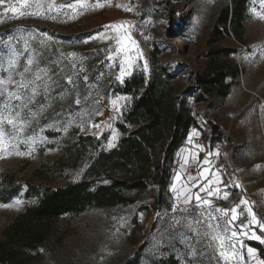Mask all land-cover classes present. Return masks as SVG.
Returning a JSON list of instances; mask_svg holds the SVG:
<instances>
[{
	"label": "rangeland",
	"instance_id": "rangeland-1",
	"mask_svg": "<svg viewBox=\"0 0 264 264\" xmlns=\"http://www.w3.org/2000/svg\"><path fill=\"white\" fill-rule=\"evenodd\" d=\"M227 2L4 0L0 4V70H7L9 61L15 60L14 70L20 72L31 58L33 64L27 66L34 71L47 69L57 84L48 96L42 93L37 97V103L31 106L32 114L16 121L17 128L4 121L0 175L13 172L22 183L37 186L56 187L75 180L82 167L71 169L59 158L70 136L106 134L104 147H113L119 137L114 123L130 103L129 96L113 94L106 80L114 78L121 83V69L123 80L136 71L147 72L149 51L156 47L162 63L178 74L179 84L185 88L188 74L203 67L210 30L220 7ZM10 6H15L17 12H6ZM36 11L39 16L31 15ZM21 12L25 15L20 16ZM261 15L264 0H251L244 23L245 45L235 56L241 75L226 99L212 101L210 114L217 116L227 137L213 150L205 151L194 141L195 134H190L186 147L177 153L170 208L158 215L144 248L139 251L141 241L130 245L127 240L133 218L143 220L136 205L90 208L63 218L30 264H123L139 254L142 264H154L168 256L179 264H258L257 252L249 256L246 242L254 240V229L262 231L260 225L264 224ZM225 44L239 46L233 40ZM196 108L202 110L204 106ZM0 112H4L2 106ZM185 194L193 197L187 205L183 203ZM196 194L210 204L198 207ZM33 201L22 193L8 203H0V240L5 227ZM234 207L236 220H232L230 211ZM218 208L225 209L227 215L217 212ZM210 215L217 219L210 220ZM150 224L149 217L141 236ZM232 231L237 233L235 237ZM215 235L224 239L223 249L219 240L212 239ZM221 251L229 253L227 259L220 255ZM232 252L237 256L233 257Z\"/></svg>",
	"mask_w": 264,
	"mask_h": 264
},
{
	"label": "trees",
	"instance_id": "trees-1",
	"mask_svg": "<svg viewBox=\"0 0 264 264\" xmlns=\"http://www.w3.org/2000/svg\"><path fill=\"white\" fill-rule=\"evenodd\" d=\"M251 0H228L214 20L203 52V67L190 72L185 88L176 72L166 67L155 47L148 54L147 72L136 71L121 83L106 80L115 95L130 97L115 121L119 137L106 149V134L100 137L72 134L60 159L71 169L82 167L75 180L60 186L22 183L13 172L0 175V203H8L20 194L34 201L15 216L3 230L0 240V264H30L38 249L66 217L77 216L90 208L136 205L143 220L133 218L128 243H147L158 215L170 208V185L177 168V153L190 133H199V144L213 150L227 133L210 112L213 99L223 101L241 75L235 56L245 45V21ZM259 1V0H258ZM233 40L238 47L227 46ZM204 108L198 110L197 105ZM61 171V170H60ZM62 175V172H60ZM149 230L141 236L145 220ZM257 235L264 232L255 228ZM264 261V244L247 240ZM123 264H142L140 254ZM154 264H179L172 256Z\"/></svg>",
	"mask_w": 264,
	"mask_h": 264
},
{
	"label": "snow or ice",
	"instance_id": "snow-or-ice-1",
	"mask_svg": "<svg viewBox=\"0 0 264 264\" xmlns=\"http://www.w3.org/2000/svg\"><path fill=\"white\" fill-rule=\"evenodd\" d=\"M4 0H0V4H3ZM83 7V5H80ZM69 7H76L75 5H69ZM37 8L39 9V5H37ZM5 11H10L12 13L17 12V8L15 6H10L8 9H5ZM25 15V13L21 12L20 16ZM31 15L39 16L40 12L36 11L34 13H31ZM261 19H264V15L260 16ZM16 64L15 60L9 61V68L7 70H0V106L3 107L4 112H0V148L4 147V131H3V124L4 121H7L8 125H11L14 129L18 127L16 121H20L22 119H26L29 115L32 114L31 112V106L37 103V97L40 96L42 93L45 96H48V94L51 92L54 85L57 84L55 80L52 79V77L49 75L47 69L43 68H37L35 71L32 68H29L27 65L33 64V59L29 58L27 60V65L23 67V70L20 72H16L14 70V65ZM145 67L147 65L145 64ZM7 73V74H5ZM124 76V70L121 69V75L118 77V79L123 81ZM18 77V78H17ZM85 80H87V77H84ZM68 83H72L71 79H69ZM11 86V87H10ZM18 102V103H13ZM80 101L77 100L76 104H79ZM113 104H115V101H113ZM27 110V112H25ZM43 110V109H42ZM4 113H9L8 115H5ZM98 125H94L96 127ZM114 138V137H113ZM112 145L109 144V147ZM218 155V153H217ZM207 162V161H206ZM204 171H209L207 168L204 169ZM177 179H180L179 176H177ZM204 188H201V191H204ZM173 192H176V189H172ZM208 191H211L208 189ZM226 198V197H225ZM177 199H179V196H177ZM193 199L192 195L185 194L183 203L185 205L191 203V200ZM195 200L197 201V206L203 205H209L210 201L208 200H202V198L196 194ZM177 210V206H173V211L175 212ZM182 211H186L187 209H180ZM217 212L224 213L227 215V212L223 208L216 209ZM232 213V220L237 219V209L234 207L231 210ZM209 219H217V217L209 216ZM253 221H255V216L252 217ZM199 223V221H197ZM208 226L211 228L212 224L209 223ZM216 227H219V224L217 223ZM262 231H264V224L260 225ZM232 237H235L237 233L235 231H232L231 233ZM253 239L259 240L261 243H264V236L261 235H255L252 236ZM212 239H216L220 241V247L223 249L224 247V239L220 237L219 235H215L212 237ZM232 246V245H230ZM234 247V246H232ZM248 254L249 256H255V250L252 248H248ZM220 255L225 257L227 259L229 253L221 251ZM231 255L233 257L237 256L236 252H232ZM258 264H264V261H258Z\"/></svg>",
	"mask_w": 264,
	"mask_h": 264
},
{
	"label": "crops",
	"instance_id": "crops-1",
	"mask_svg": "<svg viewBox=\"0 0 264 264\" xmlns=\"http://www.w3.org/2000/svg\"><path fill=\"white\" fill-rule=\"evenodd\" d=\"M194 132H197V131H192L191 133H193V134H195V135H193L194 137H196L195 139H194V141L199 145V147L201 148V146H200V144H199V133L197 132V133H194ZM190 133V134H191ZM189 139H190V135H189V137H188V139H187V141L185 142V145L182 147V148H184V147H186V144L189 142ZM181 148V149H182ZM180 149V150H181ZM179 150V151H180ZM204 151V150H203ZM254 241H259V240H256V239H254ZM260 242V241H259ZM247 243V242H246ZM247 246H249L248 244H247ZM250 247V246H249ZM251 248V247H250ZM253 249V248H252ZM256 257H258L259 258V256H258V254H257V256ZM259 261H262L261 259L259 260Z\"/></svg>",
	"mask_w": 264,
	"mask_h": 264
}]
</instances>
